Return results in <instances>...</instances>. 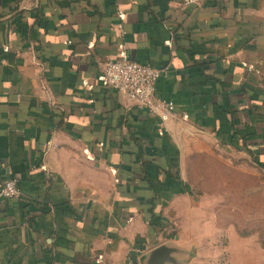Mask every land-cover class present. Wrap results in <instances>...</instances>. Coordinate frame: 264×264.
Wrapping results in <instances>:
<instances>
[{"label":"crops","instance_id":"obj_1","mask_svg":"<svg viewBox=\"0 0 264 264\" xmlns=\"http://www.w3.org/2000/svg\"><path fill=\"white\" fill-rule=\"evenodd\" d=\"M125 56L170 66V120L101 82ZM209 144L264 161V0H0V186L24 192L0 264H144L173 218L202 224L185 166Z\"/></svg>","mask_w":264,"mask_h":264},{"label":"rangeland","instance_id":"obj_2","mask_svg":"<svg viewBox=\"0 0 264 264\" xmlns=\"http://www.w3.org/2000/svg\"><path fill=\"white\" fill-rule=\"evenodd\" d=\"M208 147L190 155L185 166L202 204V224L185 231L173 218L166 233L171 238L160 243L183 249L180 264H264V161Z\"/></svg>","mask_w":264,"mask_h":264},{"label":"built area","instance_id":"obj_3","mask_svg":"<svg viewBox=\"0 0 264 264\" xmlns=\"http://www.w3.org/2000/svg\"><path fill=\"white\" fill-rule=\"evenodd\" d=\"M169 74V65L157 66L125 56L105 61L99 79L107 88L124 95L137 107L146 110L149 115L166 122L174 116L176 104L169 98L158 96L156 87L158 82L167 78ZM48 145L56 144L50 142ZM23 196L19 177L7 174L0 186V199H23Z\"/></svg>","mask_w":264,"mask_h":264},{"label":"water","instance_id":"obj_4","mask_svg":"<svg viewBox=\"0 0 264 264\" xmlns=\"http://www.w3.org/2000/svg\"><path fill=\"white\" fill-rule=\"evenodd\" d=\"M183 249L168 242L160 243L144 255V264H180Z\"/></svg>","mask_w":264,"mask_h":264},{"label":"trees","instance_id":"obj_5","mask_svg":"<svg viewBox=\"0 0 264 264\" xmlns=\"http://www.w3.org/2000/svg\"><path fill=\"white\" fill-rule=\"evenodd\" d=\"M249 153L253 154L252 151L248 150ZM157 204L156 198L152 202L151 206V213H150V219H149V226L154 227L158 232L161 231L164 227V220L155 211V206Z\"/></svg>","mask_w":264,"mask_h":264}]
</instances>
